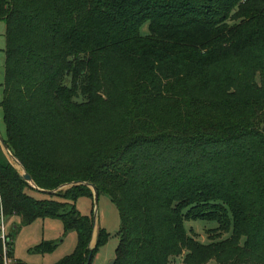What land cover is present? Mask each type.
<instances>
[{
	"label": "trees",
	"instance_id": "1",
	"mask_svg": "<svg viewBox=\"0 0 264 264\" xmlns=\"http://www.w3.org/2000/svg\"><path fill=\"white\" fill-rule=\"evenodd\" d=\"M0 21L6 146L38 189L80 183L39 199L0 162L5 218L63 221L78 243L57 264H87V183L118 208L116 264H264V0H0Z\"/></svg>",
	"mask_w": 264,
	"mask_h": 264
},
{
	"label": "rangeland",
	"instance_id": "2",
	"mask_svg": "<svg viewBox=\"0 0 264 264\" xmlns=\"http://www.w3.org/2000/svg\"><path fill=\"white\" fill-rule=\"evenodd\" d=\"M6 26L3 21H0V102L3 97L2 84L4 82V65L6 46L5 38ZM149 34L148 23L141 28V35ZM124 69H120V73ZM97 120L94 118L92 123ZM0 134L3 138L6 137L5 124L3 122V111L0 108ZM2 147V146H1ZM0 147V162L16 167L3 148ZM18 170L20 168L16 167ZM64 192V191H63ZM92 192V191H91ZM33 195L39 199L46 198L45 195ZM76 208L82 216L97 219V227L91 242L95 246L97 235L100 227L109 234L108 240L101 246L96 253L92 264H109L115 258V250L119 243V232L121 230V219L117 206L105 194L99 195L98 205H94V201L90 196L80 197L76 202ZM1 224L6 227L7 234L11 233L12 229L18 226V231L14 235V258L25 264H57L59 261L74 253L78 235L76 231H66L63 221L59 219H38L30 225L21 224L20 218L17 216L4 217L0 205V228ZM185 227L188 234L193 235L199 243L209 244V237L216 235L215 229L218 227L215 222L207 221H187ZM226 236H223L225 238ZM42 244L51 246L48 251L40 252L38 247ZM172 264H183L182 259H176ZM208 264H217L214 260Z\"/></svg>",
	"mask_w": 264,
	"mask_h": 264
},
{
	"label": "water",
	"instance_id": "3",
	"mask_svg": "<svg viewBox=\"0 0 264 264\" xmlns=\"http://www.w3.org/2000/svg\"><path fill=\"white\" fill-rule=\"evenodd\" d=\"M0 145L2 146L3 150L6 152V154L8 155V157L10 158V160L16 164V166L18 168H20V171H21V177L22 179L28 183L29 185H31L32 187H34L38 192L44 194V195H49V196H52V195H55L57 194L58 191L60 190H64V189H67L69 188L70 186H75V185H79L80 183H74L72 185H69V184H66V185H63L61 186L59 189L57 190H54V191H43L41 189H38L37 187L34 186V183H33V180L31 178V176L29 174H27L23 167L18 163V161L15 159V157L12 155V153L10 152V150L7 148L6 146V143H5V140L4 138L1 136L0 134ZM84 185L88 186L89 188H91L92 192H93V201H94V205H98V201H99V195L96 191V189L93 187V185L91 184H87V183H84ZM94 220V229H96L97 227V219L96 217L93 218ZM16 228V227H15ZM14 228V229H15ZM95 233V231H94ZM93 249H94V246L91 245V252H90V255L88 257V261H87V264H91L92 262V257H93ZM109 264H116L115 260L111 261Z\"/></svg>",
	"mask_w": 264,
	"mask_h": 264
},
{
	"label": "built area",
	"instance_id": "4",
	"mask_svg": "<svg viewBox=\"0 0 264 264\" xmlns=\"http://www.w3.org/2000/svg\"><path fill=\"white\" fill-rule=\"evenodd\" d=\"M7 232H6V227L4 224H1V228H0V240L2 241L3 243V260H4V263L5 264H11L12 261L11 259H9L8 257V253L10 251V249L7 247Z\"/></svg>",
	"mask_w": 264,
	"mask_h": 264
},
{
	"label": "bare ground",
	"instance_id": "5",
	"mask_svg": "<svg viewBox=\"0 0 264 264\" xmlns=\"http://www.w3.org/2000/svg\"><path fill=\"white\" fill-rule=\"evenodd\" d=\"M17 167V166H16Z\"/></svg>",
	"mask_w": 264,
	"mask_h": 264
}]
</instances>
